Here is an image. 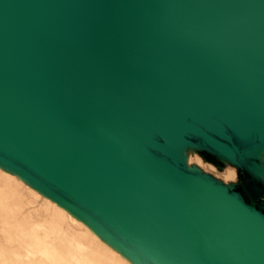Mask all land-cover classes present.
I'll return each instance as SVG.
<instances>
[{
  "label": "water",
  "instance_id": "water-1",
  "mask_svg": "<svg viewBox=\"0 0 264 264\" xmlns=\"http://www.w3.org/2000/svg\"><path fill=\"white\" fill-rule=\"evenodd\" d=\"M189 149L264 191V0H0V167L134 264H264Z\"/></svg>",
  "mask_w": 264,
  "mask_h": 264
},
{
  "label": "rangeland",
  "instance_id": "rangeland-1",
  "mask_svg": "<svg viewBox=\"0 0 264 264\" xmlns=\"http://www.w3.org/2000/svg\"><path fill=\"white\" fill-rule=\"evenodd\" d=\"M186 161L234 189L239 183L236 167L204 152L187 150ZM0 264L131 263L66 210L0 168Z\"/></svg>",
  "mask_w": 264,
  "mask_h": 264
},
{
  "label": "flooded vegetation",
  "instance_id": "flooded-vegetation-1",
  "mask_svg": "<svg viewBox=\"0 0 264 264\" xmlns=\"http://www.w3.org/2000/svg\"><path fill=\"white\" fill-rule=\"evenodd\" d=\"M239 176L242 175L241 179H239V183L236 186V190L240 191V194L242 195L243 199L245 202H254L257 204L258 208L262 210L264 213V195H261V192H264L261 188H259L260 193L255 196L254 194L250 195L249 193H246L245 190L243 189V185H248L251 188L255 186L254 182L249 181V177L245 173H241L239 171Z\"/></svg>",
  "mask_w": 264,
  "mask_h": 264
},
{
  "label": "bare ground",
  "instance_id": "bare-ground-1",
  "mask_svg": "<svg viewBox=\"0 0 264 264\" xmlns=\"http://www.w3.org/2000/svg\"><path fill=\"white\" fill-rule=\"evenodd\" d=\"M189 150H191V149H189ZM186 155H187V151L185 152V157H186ZM263 156H264V152H263V154H262V160H264L263 159ZM264 162V161H263ZM0 168H2V169H4L3 167H0ZM6 172H9V173H11V174H14V175H16L15 173H13V172H11V171H9V170H7V169H4ZM17 176V175H16ZM19 179H21L22 181H25V180H23L22 178H20L19 176H17ZM26 182V181H25ZM27 183V182H26ZM28 184V183H27ZM29 185V184H28ZM29 186H31V185H29ZM34 188V187H33ZM38 193H40V194H42L40 191H38L36 188H34ZM45 196V195H44ZM48 198V197H47ZM49 200H51L53 203H55L58 207H60V208H62V209H64V210H66L71 216H73L76 220H78V221H80L81 223H83L84 225H86L87 227H88V229L90 230V231H92L93 233H95L103 242H105L109 247H111L113 250H115L116 252H118L122 257H124V258H126L131 264H134L130 259H128L125 255H123L120 251H118L117 249H115L114 247H112L110 244H108L104 239H102L88 224H86L84 221H82L81 219H79L77 216H75V215H73L71 212H69L66 208H64V207H62V206H60V205H58L56 202H54L52 199H50V198H48ZM53 253V252H52ZM54 254V253H53ZM54 256L56 257V255L54 254Z\"/></svg>",
  "mask_w": 264,
  "mask_h": 264
}]
</instances>
